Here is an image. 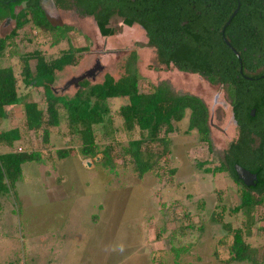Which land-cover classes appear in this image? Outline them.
<instances>
[{
	"label": "rangeland",
	"instance_id": "obj_1",
	"mask_svg": "<svg viewBox=\"0 0 264 264\" xmlns=\"http://www.w3.org/2000/svg\"><path fill=\"white\" fill-rule=\"evenodd\" d=\"M41 4L52 25L72 27L67 32L68 41L51 45L50 40L40 34L27 43L19 31L18 52L35 46L45 56L54 57L67 48L68 43L87 47L76 55L75 65L55 73L54 94L71 95L77 87L75 79L81 75L89 83L100 82L104 73L118 77L124 61L133 51L141 91L164 81L175 92L195 95L205 103L211 145L208 148L205 142H200L194 130L184 132L186 114L174 123L175 131L168 135L167 153L158 159L156 172H146L137 179L128 157L121 153L129 136L120 129L116 114L117 107L124 102L120 98L108 102L111 124L97 125L93 130L100 148L107 144L112 147L115 163L112 170L99 164L98 157L85 158L78 152L79 140L68 133L64 120L50 128L48 143L44 145L40 132L25 130L21 104L12 106L0 121V131L16 127L20 138L11 149L38 150L41 161L24 162L14 195H0V252L7 247L8 252L17 251L19 264H30L28 236L30 241L46 238L58 246L64 240L62 236L67 235L72 241L67 248L70 253H66L69 259L64 262L60 258L53 259L56 264H83L84 258L98 264H110L122 258V264H131L134 259L141 261L144 257L126 258L124 255L143 236L149 244L153 230L159 229L162 250L156 252L158 261H152L153 264H249L222 262L229 257L231 238L221 223L244 226V217L232 211L239 203L242 187L228 173L213 174L203 170L219 165L220 154L237 134L223 88L195 74L158 64L154 49L146 45L144 31L136 25L128 27L118 18H111L110 25L117 27L116 33L101 36L91 17L79 16L73 9H59L50 0H43ZM11 24L1 22L0 35L7 33ZM8 64H15V60L0 59V66ZM90 71L92 75L88 74ZM27 91L23 98L43 108L41 88L32 87ZM130 136L134 138L136 134ZM151 148L158 150L159 146ZM57 149H67L68 155L57 159ZM4 150L7 148L0 146V151ZM169 169L174 170L173 174L168 173ZM252 221L251 235L245 240L252 247V253L259 255L264 252V197L255 206ZM143 227L145 232L141 234ZM171 230L176 235L170 239ZM178 245L184 249L174 253L169 248ZM146 252L149 257L150 251ZM106 257L108 262L102 263ZM42 261L40 258L39 262Z\"/></svg>",
	"mask_w": 264,
	"mask_h": 264
},
{
	"label": "trees",
	"instance_id": "obj_2",
	"mask_svg": "<svg viewBox=\"0 0 264 264\" xmlns=\"http://www.w3.org/2000/svg\"><path fill=\"white\" fill-rule=\"evenodd\" d=\"M42 1L0 0V23L12 22L8 32L0 35V59L15 60L13 65L0 66V121L6 117L9 108L21 104L25 130L40 132L41 142L46 145L50 128L64 120L68 133L79 140L78 152L85 158L98 157L99 164L112 170L115 167L112 147L107 144L100 148L94 140L93 130L94 126L111 124L108 102L120 98L124 102L117 107L116 114L120 129L129 136L121 153L128 157L132 174L137 179L146 172H156L158 159L167 153L168 135L175 131L174 123L186 114L184 132L194 130L197 139L210 148L205 103L195 95L175 92L164 81L141 91L133 51L124 61L118 77L104 73L97 83L81 78L71 95L54 94L55 73L75 65L76 55L86 51L87 47H74L68 43L67 48L54 57L45 56L35 46L29 51H17L19 31L27 43L40 34L47 37L51 45L68 41L67 32L72 27L52 25L42 8ZM50 1L59 9H73L79 16L91 17L101 36L116 33L117 27L110 25L111 18H118L128 27H140L146 45L154 49L158 64L166 69L172 67L178 72L195 74L209 84L223 88L236 122L237 138L222 151L217 167L203 170L213 174L228 170L236 184L242 183L233 172L234 164L256 172L255 185L246 187L242 184L239 203L232 209L244 217V226L221 223L231 238L229 257L222 262L256 264V255L245 239L251 235L253 210L264 197V171L258 170L259 166L264 167V0ZM222 37L238 57L225 45ZM32 87L41 88L43 108L35 101L23 98ZM250 109H254L252 117ZM131 133L136 137L132 138ZM19 138L16 127L0 131V146L7 148L0 151V195H14L24 162L41 161L38 150L11 149ZM146 144L148 147L144 146ZM152 145H158L159 149L153 150ZM67 155V149L55 151L57 159ZM173 172V169L168 170L169 174ZM154 232L156 238L161 237L159 229ZM173 235L171 230L170 239L176 234ZM170 249L175 253L184 248L178 245L170 246Z\"/></svg>",
	"mask_w": 264,
	"mask_h": 264
},
{
	"label": "crops",
	"instance_id": "obj_3",
	"mask_svg": "<svg viewBox=\"0 0 264 264\" xmlns=\"http://www.w3.org/2000/svg\"><path fill=\"white\" fill-rule=\"evenodd\" d=\"M93 222V221H92ZM144 221H140V223H143ZM91 224V223H90ZM1 225V224H0ZM142 226V225H141ZM145 232L144 227L141 230V234H143ZM152 237L151 239H149L150 243H146V239L143 236V238H140V242L137 243V245L133 246V249H131L129 252H127L128 254H125L124 256L126 258H133L135 256L138 257H144L141 261H138L136 259H134L133 263L131 264H153L152 261H154V263H157V258H156V252L158 250H162L161 249V242H162V237L160 238H156L155 232L153 230L152 232ZM62 236V238L64 239L63 241H61V243L58 246H54V244L52 243V241L43 238L40 241L37 240L35 242L30 241V236H28V249H29V253L31 255L30 258V264H56V261H53V259H57L60 258L62 259V262H64L65 259H69L66 257V253L69 252L72 241L70 237H66ZM80 244V242H77ZM160 245V247H159ZM170 248V247H169ZM63 249V251H62ZM149 250V257H147L146 255L148 254L145 250ZM6 251V253H4ZM5 251H1L0 252V264H19V259L17 256V251L13 252V250H11L10 252H8L7 247L5 249ZM42 251V252H41ZM33 252L34 255H33ZM40 258H43V261L40 263ZM83 264H98V263H94V260L91 261L89 259H83ZM108 257H106L105 259H103L102 263H106L108 262ZM123 259H116L113 260V262H111L110 264H122ZM242 263V262H240ZM238 264V263H237ZM256 264H264V252L261 251L259 253V255H256Z\"/></svg>",
	"mask_w": 264,
	"mask_h": 264
},
{
	"label": "water",
	"instance_id": "obj_4",
	"mask_svg": "<svg viewBox=\"0 0 264 264\" xmlns=\"http://www.w3.org/2000/svg\"><path fill=\"white\" fill-rule=\"evenodd\" d=\"M238 6V4H237ZM237 7L231 12V14L228 17V20L225 22V24L222 27L221 33L223 31L224 26L228 23L229 19L234 15V13L236 12ZM223 42L225 43V45L227 47H229V49L234 53V55L236 57H238L237 52L228 44V42L226 41V39L224 37H222ZM83 77V76H82ZM82 77H77L75 79V82H77L79 79H81ZM250 115H253V109L250 110ZM234 168V172L236 177L238 178V180H240L242 182V184L244 186H254L255 184V180H256V176L254 173H250L248 170L242 168L241 166L234 164L233 166Z\"/></svg>",
	"mask_w": 264,
	"mask_h": 264
},
{
	"label": "flooded vegetation",
	"instance_id": "obj_5",
	"mask_svg": "<svg viewBox=\"0 0 264 264\" xmlns=\"http://www.w3.org/2000/svg\"><path fill=\"white\" fill-rule=\"evenodd\" d=\"M88 74L92 75V71L88 72ZM82 76H83V75H81V76H79V77H82ZM84 77H85V76H83L82 78H84ZM79 80H80V79H79ZM230 110H231V109H230ZM250 110H251V109H250ZM249 114H250V113H249ZM253 115H254V109H253ZM253 115H250V116L252 117ZM231 116H232V112H231ZM232 119H233V117H232ZM233 121H234V120H233ZM234 123H235V126H236V122H235V121H234ZM236 129H237V126H236ZM237 133H238V131H237ZM236 138H237V134H236ZM236 138H235V139H236ZM235 139H234V140H235ZM234 140H233V141H234ZM230 142H231V141H230ZM230 142H229V143H230ZM229 143H228V144H229ZM228 144H227V145H228ZM227 145H226V147H227ZM225 149H226V148H225ZM225 149H224V150H225ZM237 165H238V164H237ZM233 166H234V165H233ZM239 166H241V165H239ZM241 167L244 168V169H246V170H248L250 173H256V172H254V171H250L249 169H247V168H245V167H243V166H241ZM262 168H263V169H262ZM258 170L261 171V172H263V171H264V167L259 166V167H258ZM221 172H224V173H231V172L228 171V170H224V171H221ZM233 172H234V168H233ZM234 173H235V172H234ZM239 181H240V180H239ZM255 181H256V180H255ZM240 182H241V181H240ZM241 183H242V182H241ZM239 185L242 187V184H239ZM254 185H255V184H254ZM246 187H247V186H246ZM248 187H249V186H248Z\"/></svg>",
	"mask_w": 264,
	"mask_h": 264
}]
</instances>
